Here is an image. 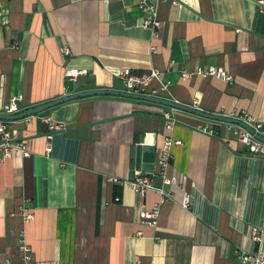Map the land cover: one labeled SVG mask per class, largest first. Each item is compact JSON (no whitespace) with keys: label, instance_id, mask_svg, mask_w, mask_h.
Returning a JSON list of instances; mask_svg holds the SVG:
<instances>
[{"label":"crops","instance_id":"0c3cea01","mask_svg":"<svg viewBox=\"0 0 264 264\" xmlns=\"http://www.w3.org/2000/svg\"><path fill=\"white\" fill-rule=\"evenodd\" d=\"M142 1L0 0V111L15 98L23 113L81 92L126 93L124 70L157 69L162 78L149 97L221 116L246 111L264 123L261 0H153L158 36L145 27ZM210 66L233 83L183 79ZM67 70L84 73L72 80ZM46 118L65 125L53 134L51 154ZM11 129L32 155L2 160L0 152V264H242L244 253L264 254V159L251 156L226 123L99 95L63 102ZM143 135L159 148L155 188L144 196L123 184ZM167 138L181 142L172 148V185L158 162ZM160 189L174 197L162 204L157 225L144 224L141 211L160 203Z\"/></svg>","mask_w":264,"mask_h":264},{"label":"built area","instance_id":"2783aa9c","mask_svg":"<svg viewBox=\"0 0 264 264\" xmlns=\"http://www.w3.org/2000/svg\"><path fill=\"white\" fill-rule=\"evenodd\" d=\"M261 5H264V1L259 2ZM140 7L147 14L145 20V27L153 30L154 35L158 36L160 30L162 28V22L159 20L158 8L157 4L153 0H143L140 4ZM153 51L156 53V47H153ZM65 55H70V50L66 47L63 49ZM173 65V64H172ZM84 72L75 71V70H67L66 77L72 80H77L78 77ZM199 75L201 77H216L225 80L228 83H233L234 78L231 76L226 70L223 68H218L214 66H210L207 69H200L195 73L184 72L183 79L188 80L194 78V76ZM123 84L126 89V93H131L135 95H143V96H152L149 95L148 90L150 86L162 78V73L160 71L153 70L148 74L136 75L133 74L130 69H126L122 73ZM163 89L167 90L168 85H163ZM157 91H154L156 94ZM21 99H13L12 102L5 106L3 111H0V115H14L20 114L21 110L18 106V101ZM226 117L238 119L247 124L250 128H252L256 134L264 137V123L259 121L257 118L252 116L246 111L241 112L240 114L233 113L231 115H225ZM46 122L50 124V130L52 131V135L49 137V141L47 143L46 152L51 154L53 152V134L54 132L62 131L65 128V125L52 123L50 119H45ZM11 121L0 120V152L3 155L2 160H8L15 157H31L32 153L29 151L28 146L22 140H19L18 135L15 131L11 129ZM174 122H170L168 128H172ZM229 129H231L239 142L247 146L249 153L253 157H258L264 159V141L259 140L254 134L249 132L246 128L239 125L228 124ZM205 133L214 134L212 130L203 129ZM175 144H181V142H175L172 138H167L159 159V165L162 168L161 175L163 176L165 182L168 185H172L177 183V178L168 177V168L171 164L172 160V148ZM157 176L155 171L154 173H145L142 171H136L135 180H126L123 184H127L131 186L133 190L137 194L145 195L150 189H154V177ZM121 179L112 178L110 182L120 183ZM161 201L159 204L155 206L152 210L142 209L141 211V220L144 224H148L151 226H155L158 223L161 214V206L167 200L173 199L174 195L172 191H165L164 189H160ZM182 206L186 209H189L191 206V196L189 194L185 195ZM25 212V220L26 222H30L33 219V214L29 213L27 210ZM254 233H257L256 236L253 235V240L255 242H262V236L258 233V230H254ZM23 249L26 254L30 252V248L27 246H23ZM242 264H264V254L261 252L257 253H244L241 257Z\"/></svg>","mask_w":264,"mask_h":264},{"label":"water","instance_id":"95a60500","mask_svg":"<svg viewBox=\"0 0 264 264\" xmlns=\"http://www.w3.org/2000/svg\"><path fill=\"white\" fill-rule=\"evenodd\" d=\"M99 95H113V96H121L126 98H133L138 100H144L154 103L163 104L166 106H169L171 108H175L178 110H182L194 115H197L198 117H202L207 120H213L215 122H221L226 124H232V125H239L244 128H246L249 132L254 134L259 140L264 141V137L261 135H258L255 133V131L250 128L247 124H245L243 121H240L238 119L229 118L226 116H221L218 114H211L204 111H201L193 107L185 106L176 102H171L164 99L149 97V96H143V95H135L131 93H125V92H118V91H112V90H94V91H88V92H81L77 95L74 94L72 96H67L62 99L55 100L53 102H49L47 104L40 105L36 108H33L31 110H28L26 112L20 113V114H14V115H0V120H7L11 122L20 121L24 119H28L31 117H34L36 115L45 113V111L62 104L63 102H70L73 100H77L81 97H88V96H99ZM157 146H147L146 145V136L143 135L140 137L139 142L133 146V150L131 151V157H132V173H131V180H135V173L136 171H142L145 173H154L156 168V161H157V152H158Z\"/></svg>","mask_w":264,"mask_h":264}]
</instances>
